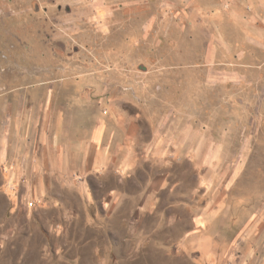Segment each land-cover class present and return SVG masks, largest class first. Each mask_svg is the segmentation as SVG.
<instances>
[{"label": "rangeland", "instance_id": "rangeland-1", "mask_svg": "<svg viewBox=\"0 0 264 264\" xmlns=\"http://www.w3.org/2000/svg\"><path fill=\"white\" fill-rule=\"evenodd\" d=\"M46 85L60 104L84 95L88 121L158 100L142 114L152 129L161 115L183 146L167 170L192 207L183 224L132 204L104 210L62 186L37 194L31 172L0 168V264H264L256 0H0V116L5 100L31 104Z\"/></svg>", "mask_w": 264, "mask_h": 264}, {"label": "crops", "instance_id": "crops-1", "mask_svg": "<svg viewBox=\"0 0 264 264\" xmlns=\"http://www.w3.org/2000/svg\"><path fill=\"white\" fill-rule=\"evenodd\" d=\"M256 2L264 9V0ZM45 90L44 97L30 100L31 104L25 97L12 100L14 110L9 109V100L4 101L0 168L31 172L37 194L50 186H62L77 191L79 201L91 196L100 209L132 204L131 210L139 209L146 217L179 218L183 224L182 213H190L186 205L192 207V202L178 191L176 174L167 170L168 163L177 165L181 160L183 146L174 135V141L168 140L172 134L163 131L161 115L154 119L158 124L153 130L142 114L151 102L158 107V100L143 101L138 107L141 112L134 114L120 108L104 115L98 109L88 121L86 98L80 92L60 104L52 99L49 87ZM118 103L130 107L124 100ZM91 179L93 191L88 190ZM175 225L167 223V227Z\"/></svg>", "mask_w": 264, "mask_h": 264}]
</instances>
